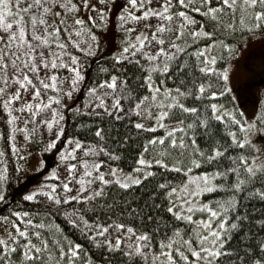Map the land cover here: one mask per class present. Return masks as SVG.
<instances>
[{
	"label": "snow or ice",
	"instance_id": "obj_1",
	"mask_svg": "<svg viewBox=\"0 0 264 264\" xmlns=\"http://www.w3.org/2000/svg\"><path fill=\"white\" fill-rule=\"evenodd\" d=\"M112 8L119 47L85 83L82 61L100 51ZM257 39L264 0H0L5 141L27 155L46 129L55 150L64 113L80 121L61 141L63 171L49 173L59 183L23 199L43 198L89 245L39 211H10L0 264H264V99L252 118L212 102L250 87L230 86L231 65ZM148 181L150 195H138ZM10 182L0 166V202Z\"/></svg>",
	"mask_w": 264,
	"mask_h": 264
},
{
	"label": "rangeland",
	"instance_id": "obj_2",
	"mask_svg": "<svg viewBox=\"0 0 264 264\" xmlns=\"http://www.w3.org/2000/svg\"><path fill=\"white\" fill-rule=\"evenodd\" d=\"M112 2L118 4L120 0H112ZM118 10V8H112L108 27L104 30H98L100 51L86 61H82V67L86 75L89 62L102 56H110L111 52L116 51L119 47L121 36L119 30L115 27V13H118ZM239 47L241 48V55L234 57V62L231 65L230 86L236 88L238 85H249L250 87L241 92L238 99H232V105L229 108L236 105L245 112L248 118H252L258 110L260 94L264 91V40L257 39L247 43L246 46L242 44ZM80 92L75 94L77 104H79ZM232 95H235V93H232ZM69 112L64 113L63 128H65ZM51 137L52 133L46 129L42 134L38 133L37 141L29 142L30 146H26L27 155L23 149L19 153H15L9 141L8 152L15 157L17 166H22V171L19 172L18 177L23 190H25L23 194L41 185L59 183L54 178H50L49 173L57 168L63 171L58 159V153L65 147V144L61 141H67L68 139L63 138V133H61V138L57 140L55 150H48L46 149V143ZM23 143V134H19L17 136V144L19 146V144ZM20 156H24V159H20ZM41 162H43L42 167L40 166ZM5 229L4 223H0V232L4 233Z\"/></svg>",
	"mask_w": 264,
	"mask_h": 264
},
{
	"label": "trees",
	"instance_id": "obj_3",
	"mask_svg": "<svg viewBox=\"0 0 264 264\" xmlns=\"http://www.w3.org/2000/svg\"><path fill=\"white\" fill-rule=\"evenodd\" d=\"M231 42V41H229ZM110 56H102L97 59H94L93 61L89 62V66L87 68V75L85 77V83H87L89 80H95L96 79V72L98 67L104 66L105 60ZM223 62H220L218 66H222ZM84 89L82 87V90L80 92V98L79 103L83 101L84 98ZM232 94H226L223 98H216L212 102H219L222 104H225L227 107L232 105V99L230 98ZM264 99V91L260 94L259 99V105L261 100ZM259 109V106H258ZM5 118L3 116H0V120H4ZM80 123V121L74 119L71 112L68 113L66 124L63 132V138L68 139L69 136H77L81 134V130L76 127V125ZM5 133V124H0V149H3L4 156L0 157V166H6L9 170V175L11 177V182L6 185V191L8 195L6 196L5 200L3 202H0V216H7L9 215L10 211H26L30 212L35 216V214L39 211L41 218H46L45 222H54L61 225V227L64 229L65 234H68L72 237V239L76 240L77 242H81L84 244L85 248H88V243L84 241V238L80 236L78 232H74L73 228L68 225L64 218L60 215H47V209L45 208V204L43 200L39 201H25L23 199L24 192L21 181L19 179H16L18 177L19 172H16L15 169L17 167V163L15 162V157L12 153L8 152V144L9 142L5 141L4 138ZM156 135L162 134V130H157ZM137 147V142L134 140L132 141L131 147H126L125 149H122L123 152V160L120 163V166L124 168L125 171H129L128 165L132 163L133 157L137 155V152L135 151ZM148 155H152V153H149ZM203 170V169H202ZM175 178V182H180L182 178L181 174L172 173L171 175L167 176V179L172 180ZM151 181L145 182L143 188L138 187L136 189L137 194L143 197H147L150 195V192L148 191V187ZM219 195V194H218ZM211 194H204L202 196V199H211ZM143 199L139 201V203H143ZM71 203V202H70ZM256 208H260V204H255ZM243 210V209H242ZM0 223H3V221H0ZM0 234H4L0 232ZM235 242V241H233Z\"/></svg>",
	"mask_w": 264,
	"mask_h": 264
}]
</instances>
